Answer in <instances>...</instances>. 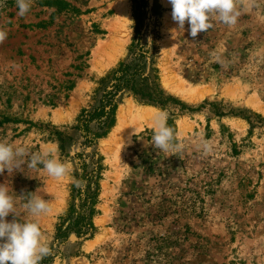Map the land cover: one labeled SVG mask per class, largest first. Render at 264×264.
<instances>
[{
  "label": "rangeland",
  "instance_id": "374dc122",
  "mask_svg": "<svg viewBox=\"0 0 264 264\" xmlns=\"http://www.w3.org/2000/svg\"><path fill=\"white\" fill-rule=\"evenodd\" d=\"M144 1V77L166 103L148 105L125 91L114 127L88 145L77 119L96 106L101 81L131 61V1L34 0L20 16L15 0H2L0 141L56 149L73 168L56 179L42 165H24L0 174V184L21 222L37 219L22 207L24 195L50 202L52 212L38 218L50 247L40 264H264V0H241L234 26L213 18L195 38L187 22L179 29L172 20L168 0ZM126 107L131 116L122 122ZM150 110L168 113L181 145L175 154L151 145L154 124L134 120ZM98 166L91 236L56 240L78 176Z\"/></svg>",
  "mask_w": 264,
  "mask_h": 264
},
{
  "label": "clouds",
  "instance_id": "9594fccd",
  "mask_svg": "<svg viewBox=\"0 0 264 264\" xmlns=\"http://www.w3.org/2000/svg\"><path fill=\"white\" fill-rule=\"evenodd\" d=\"M34 0H15L18 15H26ZM171 5L172 20L179 29L189 25V35L195 38L200 32H206L212 24L210 20L216 18L220 23L234 26L240 11L237 5L241 0H168ZM2 6V0H0ZM6 32L0 30V43L6 39ZM217 60L220 57L217 55ZM168 113L160 110L154 117V130L151 137L155 149L164 153L175 154L181 145L175 142L174 129L167 124ZM27 168L37 169L42 165L47 174L56 179L68 176L72 172V164L61 161L57 150L43 148L32 152L26 146H14L6 141H0V174L23 171ZM22 207L28 214L37 219L21 222L16 210L15 199L9 194L8 186L0 184V264H40L42 259L50 253V247L41 232L39 217L52 212L49 201L30 193ZM13 219L9 221L7 217Z\"/></svg>",
  "mask_w": 264,
  "mask_h": 264
},
{
  "label": "trees",
  "instance_id": "16d2710c",
  "mask_svg": "<svg viewBox=\"0 0 264 264\" xmlns=\"http://www.w3.org/2000/svg\"><path fill=\"white\" fill-rule=\"evenodd\" d=\"M133 5V18L135 20V37L129 48L131 61L121 62L105 79L101 81L103 85L100 91V98L97 104L91 110H83L77 119L75 130L85 139V143L92 145L95 141L105 138L115 125V115L118 108L119 96L127 91L135 98L152 106H163L166 102L163 93L159 90L157 83L152 82L147 85L150 77H144L143 68L147 64L148 53L140 45V29L144 16V0H130ZM155 75L157 71L152 69ZM155 77V81L157 77ZM94 126L95 131L91 129ZM168 126L175 129L172 123ZM62 142L60 133H55ZM83 170L85 165H79ZM101 167L98 166L88 175L84 171L79 177V189L77 196L73 197V203L65 217L61 218L55 235L56 240L65 239L68 233H74L78 238H87L91 236L94 229L92 219L95 214L94 206L98 197ZM77 176V174H76ZM74 200H79L80 205L76 207Z\"/></svg>",
  "mask_w": 264,
  "mask_h": 264
},
{
  "label": "bare ground",
  "instance_id": "6f19581e",
  "mask_svg": "<svg viewBox=\"0 0 264 264\" xmlns=\"http://www.w3.org/2000/svg\"><path fill=\"white\" fill-rule=\"evenodd\" d=\"M119 20H121L123 22H125L126 20H128L129 16H128V10L127 8L124 6H121L119 8ZM118 20V21H119ZM119 26V24H117ZM122 26V25H121ZM115 25L112 26V28H114ZM118 30V29H117ZM119 30H120V27H119ZM153 112H143V113H139L136 117H133L134 120H136L137 122H139L140 120H144V121H150V123L153 125L154 124V115L152 114ZM131 116V112H130V109L129 107L125 108L124 110H120L119 111V120H121L122 122ZM133 120V121H134Z\"/></svg>",
  "mask_w": 264,
  "mask_h": 264
}]
</instances>
